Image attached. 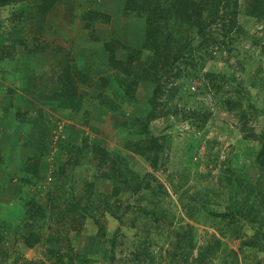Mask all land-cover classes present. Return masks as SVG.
Instances as JSON below:
<instances>
[{
  "label": "rangeland",
  "instance_id": "obj_1",
  "mask_svg": "<svg viewBox=\"0 0 264 264\" xmlns=\"http://www.w3.org/2000/svg\"><path fill=\"white\" fill-rule=\"evenodd\" d=\"M67 1H70V8L74 12L81 8L90 9L93 3L92 0L55 2L58 3L56 14L50 13L49 16L52 20L54 16L58 17L62 23L60 25L65 28L66 37L59 34L61 26H53L57 33H52L49 24L45 32V16L35 14L34 11L18 14L21 9L17 5L0 8V60L3 62L0 66V156L5 157L8 163L5 165L6 170L0 164V264H110L111 246L108 240L115 237V232H122V235L117 234L115 237L114 264H137L134 262V255L141 249L138 247L139 237L135 235V231L143 230V227L138 224L139 220L136 226H129L127 219L132 214L128 212L126 218L121 219L117 206L125 210L129 204L133 211L149 206L147 194L141 192L129 195L127 191L120 193L116 198L118 202L115 197H111L109 205L101 206L98 202H93L92 206L89 204L90 201H102L110 195L112 183L102 179L100 171L107 174L111 169L126 175L137 173L139 178L145 176L146 181L152 179L150 184H161L165 199L171 203L166 213L171 218V226L159 236L154 234L157 241L150 248L154 259L144 264H185L183 259L186 258L179 255L177 247L179 239L187 235L189 230L195 233L185 241L191 248L188 262L194 259L199 247L219 241L220 255H225L230 250L237 252L235 264H264L262 242L255 240L257 226H251L239 216L228 225L227 221L210 214L230 213L238 209L248 212L253 202L254 207L264 201V156L257 160L259 152L264 148L261 149L262 144L252 137L264 127V19L258 21L256 16L250 14L253 0H229V7L236 10L238 27L228 34L230 39L226 40V44L220 43L207 50L204 47L196 50L202 43L195 28L197 12H187L185 20L170 18L168 22L163 19L158 21L161 31L166 27L172 29L176 36L186 32L191 38V58L196 66L195 70H191L180 63L179 72L173 68L170 71L171 84L157 95L158 102L154 111L158 118L149 126L161 148L160 158L154 169L134 152L132 139L137 137L124 131V121L120 120L118 124L106 114H90L91 106L85 99L82 100L83 106L78 109L80 99L74 100L75 98L65 94L70 88L68 82L61 81L64 68L70 67L71 80L75 81L74 72L86 71L89 62L87 59L76 60L75 57L83 55L70 56L67 49L71 47L73 53L75 42L83 38V35L86 36V22L93 19L84 14L81 19L77 18L78 22L74 21L77 31L73 32L69 27L67 29L70 18L64 7ZM103 1L99 0L100 7ZM105 1H110L113 5L111 8L109 3L105 4L107 13L117 15L122 12L121 1ZM140 1V6L154 5V0ZM32 3L33 1L28 0V4ZM160 8L164 11L169 5L162 4ZM172 9L175 10V7ZM90 11L87 12L88 15ZM26 14L28 18H25ZM111 18L112 23L109 21ZM123 18L109 16L107 22L103 21L104 24L94 21L100 29L103 27L106 35L120 34L126 39L121 30L131 33L132 25L125 19L126 16ZM141 20L145 26V21ZM117 22H121L118 29ZM220 25L217 21L206 29V33L215 37L217 32H222ZM78 31L82 32L79 34L82 37H78ZM93 32L91 34H99ZM150 35L153 38L154 32H150ZM18 36L28 37V40L25 44H19L18 41L13 44L12 41ZM28 51L31 53L27 55ZM65 56L71 58L65 60ZM101 62L107 63V60L98 63ZM99 69L96 65V71ZM117 71L118 69L115 70ZM111 74L110 70H103L98 75L106 78ZM192 75L195 76L193 80ZM153 87L155 85L151 81L139 82L134 96L141 105H133L125 100L120 102L121 109L129 116L144 114ZM73 88L74 85L71 89ZM242 88L247 90L260 112L254 122H248L246 128L249 130L243 132L239 131L241 122L238 120L237 110L227 112L221 107L224 105L223 101L235 98L232 92L234 89ZM22 89L28 92H22ZM86 90L94 94L96 87ZM78 91L84 92V89L79 87ZM201 91L204 97H199V101L211 111V117L203 129H197L192 124V112L197 110V107L194 108L198 99L195 95ZM181 93L194 95L186 107L184 100H181ZM16 95L23 98L18 109L27 113L20 125H17L18 122L11 123L10 127L9 118L16 110ZM41 115H45L54 128L43 154L38 153V156L32 157L33 155L28 154V145H32L31 140L33 141L30 122L34 117L42 119ZM184 116L190 120L187 118L188 120L181 122L180 119ZM3 121L6 125L1 124ZM17 126L24 128L23 132L21 129V132H16ZM121 127V131H116ZM37 135L35 134V140L44 148L41 137ZM99 142L108 152L100 167L91 164L86 158L79 159L81 148L89 149ZM142 142L149 141L144 139ZM34 169H37V175L33 174ZM7 170L9 172L5 174ZM11 171L22 177L26 175L32 181L30 186H21L20 189V179L9 178ZM230 176L235 177V183L230 181ZM179 181L182 186L178 185ZM71 183L74 184L76 193L72 203L66 198ZM201 189L206 191L207 197L198 204L199 210L189 212L190 200L187 198L195 196ZM89 192L92 195L87 198ZM18 195L23 199L32 197L34 201L24 214L17 215V211L13 209L12 219H8L4 213L10 212L7 208L15 205ZM75 203L85 209L84 214L65 211ZM57 213L62 214L60 218L55 217ZM34 217L35 220L31 219ZM93 217L104 227L107 237H98V224L93 221ZM37 237L39 243L33 247L26 245L25 241L32 242ZM244 240L247 245L240 248ZM254 243L257 246L249 248ZM176 253L178 256L174 261L171 256ZM85 256L89 259L88 262H81ZM230 260L231 258L227 264L231 263ZM206 264L219 263L214 257Z\"/></svg>",
  "mask_w": 264,
  "mask_h": 264
},
{
  "label": "trees",
  "instance_id": "obj_2",
  "mask_svg": "<svg viewBox=\"0 0 264 264\" xmlns=\"http://www.w3.org/2000/svg\"><path fill=\"white\" fill-rule=\"evenodd\" d=\"M33 1L32 4H28V0H0V8H7L12 7L13 5L19 6L21 9L18 10V14H25L29 11H34L35 14H40L46 17V15L50 12L53 5L57 0H31ZM197 2L189 1V0H154L153 6H140L139 0H121L123 4V14L127 16H134L137 18H141L145 21V29L143 33V38L141 40V48H134L128 45L127 43H123L118 38H110L107 41H104L100 44L102 46V54L106 58L107 63H94L93 61L88 62L87 70H76L74 74L76 75V80L72 81L71 77L72 74L70 72V67L67 66L66 69L64 68L61 74V81L65 80V83L68 82L70 90L67 91L65 94L75 98L74 100L80 99L78 104V109L83 106V99L87 100L90 103V114H106L110 116L115 123H120V120L124 121V131L131 136L137 137L136 139H132L135 149L134 152L138 155V157L143 158L145 162L151 168H156L157 161L160 158L159 152L161 151L160 146L157 143V137L153 136L150 131V124L156 117L155 106L157 105L158 99L157 95L159 92H163L168 84H171L170 80V71L174 68L177 69L179 72V64H185V67H190L191 70H195L196 64L193 62L191 58L192 48H191V38L186 35V32L182 33V35H175V32L172 29H168L166 27L163 30H160L158 26V21L160 19L165 20L166 22L173 19H182L185 20V15L187 12H197V19H196V31L199 36L202 38V43L200 44V48L204 47L207 50L209 47L217 46L220 43L226 44V40L230 39L228 35L233 28H237V21L235 19L236 10L235 8H230L229 0H196ZM190 2V4H189ZM138 3V4H137ZM169 5V8L161 11L160 6ZM188 6L190 8H188ZM192 6V7H191ZM175 7V10L172 9ZM230 8V9H229ZM223 10V12H221ZM252 12L250 13L252 16H256L258 21L264 19V0L257 1L253 0L251 5ZM106 15L102 14L101 12H93V16L89 14V17L93 19L89 20L85 24V29L88 31V34L91 35V39H95L93 34H91L93 29L94 20L98 21L102 17ZM25 18H28L27 14ZM217 21L220 22V29L222 32H217L215 37H212V34H207L206 29L209 28L210 25H214ZM2 23L0 22V25ZM151 27V28H150ZM42 33L44 32L41 30ZM154 32V37L152 35L149 36L150 32ZM188 34V33H187ZM28 40V37L25 36H18L16 40H13L12 43L16 44H25ZM31 53L30 51L27 52ZM33 54H35L33 52ZM37 54V53H36ZM146 57H143V56ZM70 56H65V60L70 59ZM3 62L0 60V66H2ZM96 65L100 68L96 71ZM118 69L117 72L115 70ZM103 70L111 71L112 74L109 77H101L98 75ZM160 70V71H159ZM93 74V75H91ZM95 74V75H94ZM213 77V76H212ZM195 76H191L193 80ZM153 82L155 87H153L152 95L150 96L151 99L149 100V105H147L146 111L144 114H139L137 116H129L128 113L125 112L124 109H121L120 102L128 100L133 105H141V102L134 96V91L136 90L139 82ZM190 84V83H189ZM74 85V88L71 87ZM76 86V88H75ZM252 86V85H251ZM82 87L84 92H79L78 88ZM96 87V92L91 94L90 91L86 89H92ZM26 89H22L21 91L24 92ZM25 92H28L26 90ZM233 94L235 98L233 100H225L224 105L221 106L227 112H232L234 109L237 110L236 113H239L238 120L241 122L239 125V131H246L247 124L250 121H255L257 116L260 112L256 109V105L254 100L249 96L247 90L245 88L242 89H234ZM193 94V93H192ZM203 91L198 92L195 97H197V102L194 106L197 107L196 111L192 112L193 115V122L192 124L195 125L197 129H203L204 125L209 121L211 117V111L208 110L204 105L202 106L201 100L199 101V97L203 98L204 96ZM14 97V96H13ZM181 100H184V106H188V102L190 99L194 97L191 93H181ZM14 100L17 101L15 108L16 110L13 111V115L9 118V126L11 123H19L24 118L25 114L27 113L25 110H19L18 106L23 100L22 97L16 95ZM72 100V99H70ZM233 104V106H231ZM151 106V108H150ZM201 106V109H200ZM87 114L88 111H87ZM42 119L39 118H32L30 122L31 126V144L28 147V154L33 155L32 157L38 156L39 154H43L46 147L48 145V140H50L52 130L54 126L48 122V118L45 115L40 116ZM187 116H184L180 119L181 122L190 120ZM84 122H82L83 125ZM6 125L4 121L1 123ZM11 127V126H10ZM20 129L24 130V128L17 126L15 127L16 132H21ZM122 127L117 129L116 131H121ZM115 131V132H116ZM35 134L41 137L43 142L42 145H39V141L35 140ZM141 137V140L139 138ZM256 141L262 144V148H264V127L261 128V132L257 135L254 134L252 136ZM147 139L149 142H142V140ZM28 143V141H27ZM33 146V148H32ZM39 147V148H38ZM42 148V150H40ZM33 151V152H32ZM40 151V152H39ZM39 153V154H38ZM108 152L102 147V143L99 142L95 144L93 147L89 149L81 148L79 150V159L86 158L89 160L91 164H95V166L100 167L103 162H105L106 154ZM81 155H84L81 157ZM264 156V150L259 152L257 156V160H261V157ZM97 162V163H96ZM78 163V161H77ZM0 164L2 165V169L6 170L5 165L8 163L6 162V158L0 156ZM9 170L5 172L8 174ZM12 174L9 175V178H19L20 189L22 187L30 186L27 176L24 177L20 176L19 174L11 171ZM110 172V173H109ZM107 174L102 173L100 171V176L105 181H109L112 183L111 186V193L110 195L106 196L102 201H90V206L93 205V202H98L99 205H109V198L115 197L116 202L117 197L120 193H127L129 195H137L141 192H145L149 198L150 205L143 206L136 211L130 209L129 204L125 210H121L119 206H117V210L121 213L120 218L127 216L128 212L130 216L129 219V226H136L137 220H139L138 224H141L143 230L135 231V235L139 237L138 240V247L141 249L134 255V262L137 264H144L145 262H152L153 261V254L150 251V248L153 247L155 241L154 234L157 236L161 235L165 230L171 226V218L167 217V212L169 211L167 207L171 206V203L168 202L165 197V191L163 190V186L159 183H155V185L150 184L152 179L146 181L145 176L139 178L137 173H131L129 175L121 174L120 172L111 169ZM33 174L37 175V169L33 170ZM150 176V175H147ZM230 181L235 183V177L230 176ZM8 179V178H7ZM11 179V178H10ZM9 179V180H10ZM8 180V181H9ZM7 182V181H6ZM74 183V181H73ZM71 183L69 188L67 189V200L69 202L75 201L76 193L74 184ZM146 185V186H145ZM179 186H182V183L179 181ZM145 186V187H144ZM20 194V193H19ZM92 195L90 192L86 195L87 198ZM207 197V193L204 190H200L196 193L195 196L187 198L190 200L189 205V212L195 211L198 209V204L202 203V199ZM34 198L26 197L25 199L22 198L21 195H18L15 199V205L13 207L7 208L10 209L9 213H4V216H7L8 219H12L13 209L17 211V215H21L22 213L27 210L28 206L32 204ZM164 201V203H163ZM254 203V202H253ZM253 203L251 204L250 210L247 212L245 210L238 211H231L230 213H217L211 212L210 214L213 217L218 219L227 221V224L234 222V218L237 216L244 218V221H247L251 226H257L255 231L257 234L255 236L256 242H262V250L264 251V201L260 202L257 206L253 207ZM101 205V206H102ZM202 206V209L204 208ZM68 210L75 211L78 214H84L85 209L81 208L79 204L75 203L72 204L70 208H66L65 211L68 213ZM83 212V213H82ZM62 215L61 213H57V216ZM9 216V217H8ZM52 217V216H51ZM43 218V217H42ZM35 220L36 218H31ZM246 219V220H245ZM261 220V221H260ZM93 221L98 224V237H107L106 230L103 226H101L100 222L96 220V217H93ZM4 222V221H3ZM124 222V221H123ZM231 223V224H232ZM5 224V222L3 223ZM1 224V226H3ZM117 231V230H116ZM152 231L154 233L152 234ZM115 237L117 234H121L122 232H115ZM192 233L194 236L195 231L189 230L187 235L182 236L181 239L178 241L179 255H183L186 259H183V263L185 264H206L212 258H216L219 264H227L229 259L231 258L230 264H235L234 260L237 257V252L234 250H230L225 255H220L219 250L221 247L219 246V241H214L212 244L207 243L204 247H199L197 249V253L195 254L194 259L191 262H188V257H190L191 248L185 241L188 239L187 237L191 238ZM1 237V236H0ZM113 237V236H112ZM115 237L108 240L111 249L109 250V261L110 264H114V250L116 245ZM26 239V238H25ZM115 239V240H114ZM159 240V239H158ZM25 241V240H24ZM249 241V240H248ZM26 245L29 247H33L35 244L39 243V238H35V241H25ZM247 245L245 240L241 242L240 248ZM257 245L256 243L249 246V248L253 249ZM52 250V249H51ZM50 250L48 251L47 255H49ZM178 253L173 254L171 256L174 261L177 258ZM62 257V256H61ZM220 257V258H219ZM233 257V258H232ZM83 257L81 262H88V258Z\"/></svg>",
  "mask_w": 264,
  "mask_h": 264
},
{
  "label": "crops",
  "instance_id": "obj_3",
  "mask_svg": "<svg viewBox=\"0 0 264 264\" xmlns=\"http://www.w3.org/2000/svg\"><path fill=\"white\" fill-rule=\"evenodd\" d=\"M92 1H93V3H91L92 4L91 8H93V9H91V8L88 9L87 8L86 10H84L83 8H81V10L79 11V10H77L78 9L77 8L76 9L77 10L76 12H74V10H71V8H70L71 7L70 6V1H67V3H65L64 7L68 11L67 16L70 17L69 18V22H67V25H69V26H66L67 29L69 27V30H72L73 32L77 31L75 29V25L76 24L74 23V21L76 20V22H78L77 21V18L78 19H81L82 18L81 16H83L84 14L89 17V15L87 14V12L89 10H91L89 12V14L92 15V16H93V12L94 11L95 12H101L102 14L106 15L105 17H102L101 19L98 20V22H101L102 24H104L103 21H106V19L109 18V16H111V17H117V18L120 17V19H122L123 16H126L127 18H125V19H127L128 20V23L130 25H132L130 27V32L131 33L125 32L124 30H121L122 32L119 31V32H121V34H125L126 39L122 38L120 36V34L117 35V34H114L113 33V35L112 34L106 35L105 30L103 29V27H102V29H100L101 27L99 28L98 26H96V23H95L96 21H95L94 24H93V29H94V32H99V34H93L94 37H95V39H91V36L90 37H87V35L89 36V34H87L88 31L84 27V29L87 31L86 36L83 35V38H79V40L75 42V48H74L73 53H72V48L71 47H69L67 49L68 50L67 52L70 54V56L82 54L83 56L75 57L76 60L87 59L90 62L93 61L94 63H98L99 61H104L106 58L102 54L103 49H102V46H100V44L103 43L104 41H107V39H110V38H118L123 43H127L131 47L139 48V46L141 44V40L143 38L144 29H145V26H144L143 21L141 19L137 18V17L127 16V15L123 14V10H122L123 4L121 2H119V3L121 4V7L120 8H121V11L122 12L119 13V14H117V15H112L110 12L109 13L106 12L107 11V8L105 7V4L106 3H109L110 4V7L113 8V5H112V3L110 1H105L104 0L103 3H102V7H100V5H99L100 4L99 0H92ZM119 1H121V0H119ZM57 4L58 3H55L53 5L52 9L50 10V12L45 17V19H46L45 32H46V28L49 26V24L51 25L52 33L54 31H56V28L53 27V26H57V28H58L59 26L62 25V23L59 22V19H58L57 16L56 17L54 16L53 17L54 18L53 20L50 18L51 16H49L50 13H53V15L56 14ZM92 10H93V12H92ZM129 17H131V18H129ZM120 19H118V20H120ZM109 21H110V23H112L113 22V18L109 19ZM120 23L121 22H117L116 23L117 29L120 28ZM117 29H116V31H117ZM61 30L62 31H59V34L62 33V36L63 37H66V34H64L65 28L63 26H61ZM56 33H57V31H56ZM80 33H82V32L78 31V37H82V35H79ZM65 48H67V47H65ZM72 58H74V57H72ZM77 58H79V59H77Z\"/></svg>",
  "mask_w": 264,
  "mask_h": 264
}]
</instances>
